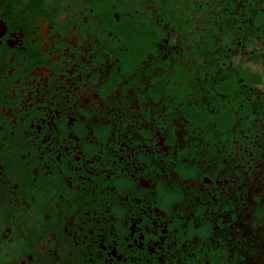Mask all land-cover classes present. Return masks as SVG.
I'll return each mask as SVG.
<instances>
[{
  "label": "flooded vegetation",
  "instance_id": "1",
  "mask_svg": "<svg viewBox=\"0 0 264 264\" xmlns=\"http://www.w3.org/2000/svg\"><path fill=\"white\" fill-rule=\"evenodd\" d=\"M5 29L0 264H264V0H0Z\"/></svg>",
  "mask_w": 264,
  "mask_h": 264
},
{
  "label": "snow or ice",
  "instance_id": "2",
  "mask_svg": "<svg viewBox=\"0 0 264 264\" xmlns=\"http://www.w3.org/2000/svg\"><path fill=\"white\" fill-rule=\"evenodd\" d=\"M74 31V30H73ZM6 32V29L3 31L2 34H0V45H3L4 43H6V41L8 39H10V37H7L4 35V33ZM87 63H91L90 61H87ZM78 67V65H77ZM96 69L92 68V69H89V72L88 74L90 75L92 71H95ZM73 73L76 72V68H73L72 69ZM105 79H101L100 77H97V80L92 82L90 85H88L86 91H81V92H78V95L81 97V100H80V105L81 107H85V106H88L89 104H92L93 103V98L95 96V92H94V89L96 88H99L104 82H105ZM75 112L73 114V116L71 117V121L73 124H75L76 120H75ZM69 136H71V143L66 145V147L68 148V152L66 153V155H68V163H71L72 160H77L79 161L81 156L84 154L82 149H81V141H80V138L79 136H77L75 134L74 131H71L68 133ZM86 136H89L91 139H93V137H95V134L94 133H88L86 132L85 133ZM45 137H48V139L51 138V130L49 131V133H46L44 137H42V141L47 144L48 142V139L45 140ZM75 137V138H73ZM73 149L75 151H73ZM30 155V154H29ZM57 156L59 157L60 156V153H57ZM79 156V159H77V157ZM26 158V157H25ZM119 158H122V157H119ZM39 159L43 162L40 164L39 167H46L48 161L44 159V155L43 154H40L39 155ZM35 167V166H34ZM36 170L38 171L39 168H36ZM142 171V169H140ZM48 170L46 169V172ZM125 172H128V169L125 168L124 169ZM132 175L134 176V173H132ZM111 174L109 175V180H111ZM169 183H171V181H169ZM113 191H115V188H113ZM131 193V190H129V193ZM140 224V226L137 228L134 224L133 225H129V228L131 230V234L132 236H139V237H143L147 231H151L153 225L149 222H146V221H140L138 222ZM197 227H199V225L197 224L196 225ZM156 227H159V225L157 224ZM25 264H27V261H25Z\"/></svg>",
  "mask_w": 264,
  "mask_h": 264
},
{
  "label": "trees",
  "instance_id": "3",
  "mask_svg": "<svg viewBox=\"0 0 264 264\" xmlns=\"http://www.w3.org/2000/svg\"><path fill=\"white\" fill-rule=\"evenodd\" d=\"M188 78V76L187 75H181L180 77H179V80H180V82L182 83V84H184L185 83V80Z\"/></svg>",
  "mask_w": 264,
  "mask_h": 264
}]
</instances>
